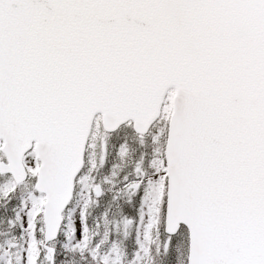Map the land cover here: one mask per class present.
Instances as JSON below:
<instances>
[{"label": "snow or ice", "instance_id": "6c2138e0", "mask_svg": "<svg viewBox=\"0 0 264 264\" xmlns=\"http://www.w3.org/2000/svg\"><path fill=\"white\" fill-rule=\"evenodd\" d=\"M0 264H264V0H0Z\"/></svg>", "mask_w": 264, "mask_h": 264}]
</instances>
